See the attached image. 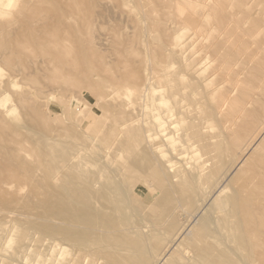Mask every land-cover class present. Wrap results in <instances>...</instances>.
Instances as JSON below:
<instances>
[{
	"label": "bare ground",
	"instance_id": "obj_1",
	"mask_svg": "<svg viewBox=\"0 0 264 264\" xmlns=\"http://www.w3.org/2000/svg\"><path fill=\"white\" fill-rule=\"evenodd\" d=\"M13 3H14V0H0V14L3 15L2 10L3 11L10 10L13 6ZM180 3L189 4V2H186L185 0H181ZM225 3H227V0H223V2H221V3L217 0H199V3H198V1L196 3H193L192 7H194L196 11L197 10L199 11V9H200L199 12L197 11V14L199 15V17H197L196 20L194 21L196 28L191 29V31L188 32L187 37L181 43V53H180L181 60H180V63L178 62V65L176 67L172 66V67H169L168 69H166V78L160 79L161 77L160 78L157 77L160 80V82L164 81L163 83L166 84V92H164V93H166V97H164V99L166 98V104L162 103L164 100L162 98V96L164 95V94H162L163 93L162 90H160L161 94L158 95V99H156L160 104V107L162 110L161 112H158L154 109V107H155L154 102L145 101V103L142 104L141 103L142 95L140 94V92L137 91L136 88H133V90L135 91V95H134V99L132 100V102H130L127 105L118 104L119 101H117V100L120 97V95L118 94V92H119L118 90H120V89L127 90V88H129V86H132L131 85L132 83H131L130 79L127 78V76H124L126 78L121 77L120 80H114L113 81V79H112V81H111L112 87H111V85L109 86V87H111V90L107 95L102 96L99 94L100 95L99 96L98 94H96L99 97L97 96L98 99H95V101L98 100L101 103L100 104L101 107H104V105H109L110 107H108V111H111L110 109L112 108L114 113H115V114H113L114 118H113V120L111 119L112 121H110V124H109L110 119L107 120L108 122L106 121V124L107 123L109 124L108 127L104 126V123L98 122L96 120V115L92 113V112H94L92 110V107H91L93 104V102H91L92 100L87 99V101L89 100L91 102V103L89 102L90 104L87 102L89 104L88 107L84 108L85 106L83 105L84 106L83 108H80V109L77 108L78 109L77 114H80V118H79V116L78 117L76 116L78 118V124L77 125L78 126L81 125L82 128L84 129V133L87 134V136H85V139H84V136H83V138H81V141H82V139L85 140L83 145L84 144L86 145V150H87V153L83 154V155H87L86 158L84 159L85 161L83 160V162H84L85 166L89 165L88 167H90V169L85 170L83 172L78 171L79 168H81L80 162L76 165L71 164L72 167H70L71 165L69 162H71L70 160H72V158H73L71 156V151H73L71 149V144L73 142H77L76 141L77 139H74L75 141L73 140L72 142L71 141L69 142L70 139L67 140V142L70 143L69 144L70 147L65 146L64 150H62V151L60 150V148H59V151H57L58 150V148H57V150H56L57 152L55 151L56 154L53 158V155L51 153L53 152L52 149L55 148V147L53 148L55 143L52 142L51 144L53 146L51 147L50 143L48 144L47 142H45L49 146L45 145V143H44L45 146H43L42 143L40 142V143H38L39 144V146H38L37 142L34 140V136L36 137V135L39 132L37 134L33 132V134H34V135L32 134L33 140L36 142L37 146L40 147L41 149L40 148H39L40 150L38 149L39 151H38V154L36 155L37 151L34 148V150L36 151L35 155L37 157L35 155H32V156H34L37 159H39L38 157H41L44 159L43 161L46 163L44 166L45 167L47 166L46 173L48 172L47 175H48V177L50 176L51 180H54V179L59 180L58 178H60V177H58V174L60 171H62L64 173L63 175L66 176V178H67L66 183L64 181L63 182L60 181L61 183L66 184L65 187L62 186V184L57 181L59 184H61L60 187H63V189H62L63 194L61 192V193H57V195L62 194V198L64 200H62L60 195H58V197L61 198L59 200H62L63 203L65 202V208H63V206H60V204H61L60 201H59L60 203L58 205L56 203L57 202L56 200H58V199L54 198L55 203L58 206H60L61 208H63V210H61L60 207H59V211L57 209V211L55 213H54L55 210L54 211H50V209L48 210L50 212V214H51V212L54 213L52 218L55 217L57 219V222L53 221V223L56 222L57 224L55 225L52 223L53 225H51L50 223L49 224L47 223V225L46 224L42 225V223H43V220H42L41 224L38 223V226L34 227L36 231L33 229V231H35V233L38 232L39 235L42 236V240H41L42 243H44V241L46 239H47V241H49V245H48L49 248L48 249L45 248L46 251H48V253L53 254V252L57 253L56 251H58L62 254V256H63V254L65 256V254H66L65 251L67 252V250H68L67 246H70V247L74 248V250L75 249L79 250V251H76L77 253L75 252V254L73 255L75 257V255L77 254V258H74V260L72 261L73 262L72 264H74V262H76V264H79L78 260L81 257V254L85 255L84 259H82L81 264H92V262L95 261V259H97V261L99 262L100 257L103 258L102 256H104V255H107V263H102V264H148L149 261H151V258L153 259V257H151L152 252L154 251L153 256H155V252L158 250V248L154 249V248H156L155 245H160L157 243H155L153 245L152 243H153V241L157 242L156 239L160 240L158 236H160L161 233L163 234V232L158 233L159 228L155 229V227H157L155 224H157V223H155L154 221H151L149 218H147L146 217L147 215L145 214V212L146 211L148 212L155 207L154 204H156L155 202L158 199L157 198L156 201H153L155 199L156 194H158V193H156L155 190L162 189L163 190L162 195L164 194L163 195L164 197L167 196L168 200L172 196L171 199H173L175 197L178 200L181 199L183 204H184V202H186V203L189 202L190 204L193 203V205H194V203H197V202L200 203V201L202 203V201L203 202H204V200L206 201V199L209 198L210 196L212 197V194H214V193L216 194L215 197L213 196L214 199L212 200V202L205 209L206 213H207V214H205L206 216L203 215L204 217L202 216L203 218L201 219V222L198 221L196 223V225L193 226V229L191 228L194 235L190 239V245H191V248H193L196 252L194 253V251H192V253H194L193 256L191 255L192 257L186 258L187 259L186 261H185V257H184L183 264H264V137L261 136V134L264 133V131L261 134H258L260 132L259 131L257 133L258 136L256 134L252 138V140L249 142V145L250 144L252 145V143L254 144L258 138L263 137V138H260L258 143L256 142L257 144L255 145V148H254V150L257 151L256 154L258 152H261V154L258 153L260 155L261 161L259 159H257L258 160V164L256 165L257 167L255 169H253V167L251 169L248 168L247 171L249 173V176L247 178H245L244 183L242 185L237 186V187L232 186L230 193H225V191H224L226 188V187H224L225 185L223 186L224 188H221V182L224 179V176L222 175V173L220 174V167L218 165V162L220 160H222L221 159L222 155L228 154L232 150H235V148L242 143L243 139L248 136V134L250 133L252 128L257 123H259V121L264 117V58H262V55L258 56L254 52V55H257L258 57L254 56L255 59H253L254 57H250V56H249L250 58L245 57L244 59H246V58L247 59L249 58V59L247 60L246 65L244 66V69L241 72H238L239 69H234V70H238L236 72L233 71L234 65H236V64L239 65L238 59L241 58L240 56L242 54H244L245 50L247 49V46H248L247 43H248L249 38L248 39L246 38V35H248L247 33L246 34L242 33V31L240 30V28H239V25H241L240 20H239V22L236 20L235 21L230 20L228 18V12L218 9L217 5L221 9L225 8V5H226ZM251 4H252V2H251ZM238 5L239 6L244 5L242 0L238 1ZM250 5H248V6H250ZM166 9H167V7H166ZM168 9L170 10V7ZM202 10H205V11L202 12ZM82 19H84V18H82ZM232 22L234 23L233 26L231 24ZM0 24H2V23H0ZM225 24H226L225 30L219 32V30H218L219 27L221 25L224 26ZM230 24H231V26H230ZM259 24H260V22H259ZM79 25H80V22H79ZM85 25H87V24H85ZM257 25H258V22H254V23H252L251 28H254L253 30H255V27H257ZM262 25H263V23H262ZM51 28H53V26ZM81 28L79 27V29H77V30L81 31ZM84 28H86V27H84ZM258 28H259V26H258ZM1 29H0V36L2 33ZM55 29L56 28L54 27L52 30L55 31ZM57 30L59 31V29H57ZM77 30H76V32H77ZM250 30H252V29H250ZM256 30L258 31L257 28H256ZM42 31L44 33H46V31H44V30H42ZM61 31L63 32L64 29H62V30L60 29V31H59L60 35H59L57 33V31L49 34V32H52V31L47 30L49 37L51 34H53V36L51 39L48 40V38H49L48 34H47V37L45 34V37L48 40V41L46 40L48 42V43L46 42L47 43L46 45L45 44L43 45V43H45L44 41L42 43H40L38 41L41 44V52L39 53V56L42 55L41 56L42 61H41V59H39L40 61H38V62H41V63H38L39 65L37 64V66L34 64L35 65V71L36 72H39V71L43 72L44 75L41 74L44 77L43 79H47V80L51 79L50 80L51 82H52L53 77L57 76L58 74H60L62 72V69H64V70H63L61 75L66 74V77H67V75H72V76L74 75V78L71 77V78H73L72 80L74 82L76 80L75 79L76 76H77L76 78H81V80H83L84 77H80V76L85 75V78H84V80H85L87 73H85L83 71V70H85L83 68L86 66H89L90 68L93 69L92 71H95L98 66L100 67V65H99L100 63H98L97 64L98 66H95V67H92L91 63H94V65H96L95 62L97 63L98 61L102 60V58L99 59V56L97 58H95V57L93 58V56L97 55L98 53L96 54L93 51L95 53L94 54L92 52V50H93L92 48H91L92 50L89 48L90 49L89 51H91V56H89L90 58L87 57L88 53L86 54V50H88L87 48L90 44L89 43L90 41H89V39H86L85 37L84 38L80 37L78 39L79 40V43H78L79 44V46H78L79 50L77 52L74 51V52H76V54L78 53L75 56L73 55L74 52L72 54L71 50L73 51L74 48H75L74 50H77L76 49V46H77L76 41H75V44H73L75 46L72 49L70 47L71 45H68L66 43L62 44L64 40H62V42H61V40L58 41L59 39L56 41V42H61V44L53 43L56 40L55 39L56 36H55V38H53L54 35L58 34L59 37L58 36L57 37L61 38L60 37V36H62ZM65 31L67 32V30H65ZM69 31L70 30H68V32ZM5 32L7 33V29H5V31L3 32L4 36H6ZM34 32L38 33L39 30L35 31V29H34ZM43 32H39V36H36V37H40V33L42 35ZM66 32H64V33H66ZM71 32H72V30H71ZM71 32L68 33V35H70ZM244 32H246V31H244ZM54 33H57V34H54ZM83 33H84L83 36H85L84 31H83ZM116 35H118V34L116 33ZM261 35L264 36V34H261ZM23 36H26V35H24V33H23ZM64 36H65V34H64ZM34 37H33V39H35ZM71 37H70V40L73 38V37L72 38ZM87 37H89V36H87ZM23 38L24 37H22V39ZM41 38H42V36L40 37V39ZM67 38H68V36H67ZM260 38L262 41H264V37H263V39H262V36ZM8 39L5 42V41H2L0 38V55L3 56V58H4L3 52H5L8 48H12V47H13L12 49L16 50V48H14V47L20 42V40L16 41V42H14V41L7 42ZM26 39L28 40V37L25 38L24 41L23 40H21V41L25 42ZM52 39H53V42H50V43L51 44L53 43L54 46H52L49 43V41L50 40L52 41ZM113 39H115V38H113ZM12 40H16V38L15 39L12 38ZM42 40H43V38L41 39V41ZM72 40H75V38H73ZM23 42H22V45H23ZM38 42H36V43H38ZM68 42H70V41H68ZM70 43L72 44V43H74V41L70 42ZM123 43L126 44V42H124V41H123ZM48 44H50L52 48H50V46H48ZM24 45H25V43H24ZM30 45H29V47H30ZM66 45H68L69 47H67ZM73 45H72V47H73ZM90 45H93L92 42ZM99 45H101V44H99ZM32 46L34 47L35 45H32ZM36 47H37V45H36ZM38 47L40 48V46H38ZM25 48L29 49L28 47H25ZM31 49L33 50V48H31ZM94 50H95V48H94ZM39 51H40V49L38 50V52ZM147 51H149V50H147ZM32 53L35 55L34 51H32ZM32 53L30 51L31 56H29L28 59L30 60V57H31V59H33V61H34V59H36V58L35 57L32 58ZM246 53H247V55H250L248 52H246ZM246 53H245V56H246ZM170 54L171 53H169V55ZM172 55L174 56V54H172ZM36 56H38V55H36ZM121 56L122 55H120V57ZM173 56H170L169 58L173 59ZM242 56H244V55H242ZM91 57L95 60L97 59L98 61L97 60L95 62L90 61L89 59H91ZM5 59L7 60V62ZM120 59H122V58H120ZM241 59H240V61H241ZM3 60H5V63L7 64L6 67L8 65H14L15 64L14 62H12L13 64L12 63L10 64L9 63L10 61H9V59H7V57L4 58ZM176 60H178V59L176 58ZM33 61H31V63H33ZM104 61H105V59H104ZM122 62H123V60H122ZM19 63H20V61H19ZM242 63L243 62H241V67H242ZM102 64H104V63H102ZM102 64H101V66H102ZM124 64H126V62ZM24 65H27L26 62ZM32 66H33V64H32ZM9 67H8V69H9ZM14 67L15 66H13V68ZM99 67L97 70L101 71L102 68H99ZM116 67H118V66H116ZM116 67H115V69H116ZM120 67H119V69H117V71L121 70ZM31 69H33V68H31ZM106 69H104V71ZM25 70H27V69H25ZM9 71H13V70L10 69ZM96 72H95L96 75H99V73H98L99 71H96ZM105 72H107V71H105ZM26 74L24 73L25 76L24 75L23 76L25 78L27 76V79H28V77L31 79V77L34 75L31 72H30V74L29 73H26ZM103 74H105V73H103ZM121 74H123V73H121ZM242 74H244L243 77H242ZM20 75L22 76V73H20ZM23 76L21 78H23ZM35 76L38 77V74H35L31 80L30 79H28L29 81L26 80V82L30 83V81H31V83L33 84L32 85L33 91L36 92L35 94H37L38 97L40 96L39 97V99H40L44 95L43 94L44 90L42 89V86H45V83H44V85L43 84L41 85V83L39 82L40 78L37 79V78H35ZM87 76H88V74H87ZM133 76H134V73H133L132 78H131L132 80H134ZM103 77H102V74H100L99 82L103 81ZM141 77H143V76H141ZM152 77H153V75H152ZM16 78H17L16 75L11 74L7 81L4 80V81H6L5 86L7 85L8 88H9V86H17L18 84L16 83ZM25 78H24V80H25ZM64 78L65 77H63V78L61 77L58 79L64 80ZM136 78H137V75H136ZM136 78H135V80H136ZM56 79H57V77H56ZM156 79L154 81H156ZM226 79H229L230 83L227 84L228 86H226V84H225L224 87H221V84L224 81H227ZM86 80H88V79H86ZM73 81H71V82L68 81V82L71 84ZM142 81H143V79H142ZM41 82H43V81H41ZM74 82H73V84L77 83V81L75 83ZM84 82L86 83L88 81H84ZM104 82H106V81H104ZM136 82H134V84ZM31 83L29 85H31ZM69 83H68V85L73 87V84L70 85ZM80 83H77L80 86V87H78V89L82 88ZM85 83H83V84H85ZM156 83H155V85H156ZM63 84H64V82H63ZM139 84H141V83H139ZM51 86L52 85L50 84V87ZM58 86H56V87H58ZM85 86H86V84H85ZM87 86H89V84H87ZM164 86H163V88H165ZM67 87L65 86L64 88H67ZM75 87H77V86H75ZM90 87H92V86H90ZM18 88L19 87L17 86V88H14V89H18ZM61 88H63V87H61ZM64 88L61 91L62 93H58V94H62L64 96L66 93L65 91H67V89H64ZM159 88H160V86H159ZM47 89H49V88H47ZM82 89L85 90V87L83 86ZM6 90L7 89L0 91V109L3 108L4 106H6V103H7L6 102L7 97L5 95ZM50 90H52V89H49V91ZM78 91H74V92H76V94H77ZM70 92H71V90H70ZM80 92H81V90H80ZM85 92H86V90H85ZM7 93H9V91H7ZM200 93L205 94L207 96V98H208V95L213 96V99H211V101H209L208 104H206L204 109L203 108L200 109L197 105V102H198L197 95ZM81 94L82 93H80L79 95L82 97ZM86 94L88 96V93H86ZM19 95H20V98L18 100H20L21 103L24 102L26 104V101L28 103V95H30V94H28V92L24 91L23 93L21 92V94H19ZM32 95H34V94H32ZM72 95H73V93H72ZM121 95H123V93ZM8 96H9V94H8ZM47 96H49V94H47ZM91 96H94V95L91 94L90 97ZM127 97H128V93H127ZM64 98H65V96H64ZM80 100H81V98H80ZM82 100H85V99H83V97H82ZM71 101L75 102L76 100L74 101V99H72V97H71L69 100L64 102L61 99V103H63V105H65L66 103L68 105V103ZM32 102H34V101L32 100ZM24 103L22 105H24ZM61 103L58 102V104H60V105H61ZM83 103L85 105H87L86 102H83ZM95 103H97V101ZM34 105H35V103H34ZM8 106L11 107L10 105H8ZM8 106H7V108H8ZM32 106L29 105V107L26 108V110L27 109L29 110L28 112L30 114V117H31V110L30 109L32 108ZM24 107H25V105H24ZM43 107H45V106H43ZM67 107L68 106H66V108ZM33 108H34V110L32 109V111H33L32 115L34 116V119L31 118L32 122H33L32 124H34V123L38 124L39 122L40 123L43 122L44 121V119H43L44 110H42L43 111L42 114L39 113L40 114V116H39V114H38L39 111L38 112L36 111L37 109L39 110V107H37V109H36L34 106ZM2 110H4V109H2ZM10 110H11V112L14 111V109H12V108ZM113 111H112V113H113ZM34 112H36L35 115H34ZM110 116H112V115H110ZM56 117H57V115H56ZM77 118H75V120ZM31 119L29 118L30 122H31ZM34 120H35V122H34ZM66 120H68V119H66ZM208 120L213 123L212 127L215 128L213 131L212 130L209 131L210 127H208L206 125V121H208ZM4 121H5V119H4ZM7 123L8 122H3L1 117H0V130H1L0 132H1V134H2V129L4 128V124H7ZM37 124H36V127L38 126ZM57 124H58V122H57ZM71 125L69 126V128L70 127L72 128L74 126V125L73 126H71ZM27 126H29V128L31 129L30 125H27ZM47 126H48V124H47ZM60 126H62V125H60ZM54 127L56 128V125ZM71 128L69 130H71ZM73 128L74 129H72V131L76 132L77 128L75 126ZM78 128H80V126ZM51 129H53V128H51ZM31 130H33V128ZM80 130H81L80 132L83 131L82 129H80ZM261 130H262V128H261ZM72 131H70V133ZM5 132H7V131L5 130ZM5 132H3V134ZM19 132L17 131L18 134H19ZM53 133H55V132H53ZM1 134H0V137H1ZM11 134H13V133H11ZM15 134H16V130H15ZM20 134H21V132H20ZM72 135H67V136H72ZM5 136H7V134ZM44 136H40V139H42ZM67 136H66V138H67ZM21 137H22V134H21ZM23 137H25V136L23 135ZM73 137L77 138V136H73ZM1 138H3V137H1ZM5 138H7V137H5ZM8 138H9L8 140L10 142L12 139H14V141L16 142V140H15L16 138H12L9 136H8ZM10 138H11V140H10ZM59 138H60V135H59ZM3 139H2V141H3ZM26 139H28V138H26ZM4 140L6 141V139H4ZM8 140H7V143L9 142ZM19 140H21V139L19 138ZM29 140H30V138H29ZM43 140H47V138L46 139L43 138ZM43 140H42V142H44ZM48 140H49V138H48ZM14 141L12 142V144L9 142V144L11 145V147H10L11 149H13L12 146H14V145L16 147V144L18 143V142L15 143ZM58 141H59V139H58ZM79 141L80 140H78V142ZM67 142L65 145H68ZM13 143H14V145H13ZM27 143L30 144L29 142H27ZM77 143H76V145H77ZM79 143L81 144V142H79ZM18 144L19 145H17V147H19V148L21 147L23 149L24 147H26V146L22 147L23 146L22 143H18ZM142 144L144 145L142 152H144V150H146V151L149 150L148 154H149V152L156 153L157 154L156 156L159 157V160H157V161H160L159 164L162 161L163 164L166 165V170L162 168L163 166L160 167L159 164H158V166H153L154 162H149L148 166H146L147 168L145 169L147 171V173H145V170H144V172H143L144 175L139 176L137 172L141 173L140 172L141 170L138 167H137L138 169L136 170V168L134 167L135 162L133 163L134 165L132 163H131V165L127 164L128 166H123V165L118 166L117 163H116V165L118 167L115 165V161H118L117 158L119 156H121L119 158L120 160H121L123 154L125 156H126V154H128V155L130 154L132 156L133 154H131V153L135 152L137 150V148ZM31 145H34V144H31ZM143 145H142V147H143ZM41 146H43V147H41ZM56 147H57V145H56ZM60 147L63 148L62 145H60ZM0 148H4V147L1 146ZM8 148H9V145H8ZM10 148L8 150H6V149L5 150L8 152L10 150V152H14V154H15V151L17 149H15V151H11ZM29 148H31V147H29ZM31 149H30V151L28 149L27 150L29 152H31ZM96 149L98 152H96ZM140 149H138V150H140ZM34 150H32V151H34ZM17 151H19V150H17ZM22 151L21 152L19 151V152L21 153V155H23V153H24V158H26L25 157V156H27V155H25L26 153L22 152ZM24 151H26V150H24ZM74 151L72 152L73 155H75V153H76ZM80 151L82 153L83 150L81 149ZM84 152H86V151H84ZM0 153H2V152H0ZM96 153H98V156L99 155L100 156H99V159L95 161V160H93V155L94 154L97 155ZM154 153H153V155H154ZM2 154L4 156L5 153H2ZM16 154H17V152H16ZM27 154H28V152H27ZM32 154H34V153H32ZM141 154H142L141 152H140V154L138 153L139 156ZM256 154H255V157H259L258 155L256 156ZM1 155H0V158L2 157ZM9 155H10V157H12L11 153ZM21 155L18 154L16 156L15 155H13V156L15 157V159L18 156V159H19L20 157H23ZM138 155H136L135 157H137ZM28 156H30V155L28 154ZM98 156L96 158H98ZM131 156H126V157L129 159L131 158L134 161V158H132ZM7 157H8V155H7ZM55 157H57V158H55ZM149 157H152V156H149ZM153 157H155V155ZM12 158L9 159L10 163H11V160H13ZM74 158H76V157H74ZM127 158H126V160L124 158V162L128 160ZM253 158H251V160ZM139 159L140 158H138V160ZM39 160H41V159H39ZM173 160H177V163L173 162ZM225 160H226V158H225ZM0 161L2 162L3 159ZM26 161L29 164V161L28 160H26ZM147 161H149V160H146V162H144V160H143V163H145L147 165ZM124 162L122 161V163L120 162V164H123ZM138 162H140V161H138ZM141 162H142V160H141ZM247 162H248L247 159L243 160L241 162V165H240L241 169H239V170L244 171V169L247 167V165H249V163L247 164ZM10 163H9V165H10ZM24 163H26V162H24ZM24 163H23V167H24ZM71 163H75V162H71ZM126 163H128V162H126ZM177 164H180L179 167H176ZM250 164H254V163L250 162ZM106 165L107 166H109V165L115 166L114 167L115 168L114 174H113V172L109 173V174L106 173V169H105ZM12 166L14 167V165H12ZM12 166H10V167H12ZM19 166H21V165H19ZM138 166H139V164H138ZM0 168H1L0 172H2L6 178L13 177L12 178L13 181L16 179H19L20 173L15 175L16 177L18 176V178H15V176L12 175L10 171H7V169L3 168L2 166H0ZM39 168H41V164H40ZM70 168L72 170H74V172L77 171L78 173L75 172L74 174L73 173L68 174V173L72 172V170H70V172H67ZM23 169L24 168H22V170ZM65 170H67V171H65ZM142 170H143V168H142ZM16 171H17V169H16ZM18 172H20V170H18ZM43 173H44V171H43ZM35 175H38V174H35ZM31 176H32V174H31ZM31 176L29 178H32ZM12 179H10V180H12ZM49 180L47 179V181H49ZM152 181H154V185L150 184V183H152ZM49 182H51V181H49ZM4 184H6V183H4ZM19 185H21V184L19 183ZM22 185H23V183H22ZM43 186L46 187V185H43ZM56 186H58V185H56ZM46 188H48V187H46ZM55 188L57 189V187H55ZM50 189L51 188H49V190ZM54 192L52 194L56 195ZM57 195H56V197H57ZM53 197H55V196H52V198ZM164 199H166V198H164ZM171 199H170V201H171ZM47 200H49V198H47ZM54 200H53V202H54ZM168 200L166 202L170 203V201H168ZM178 200H176V201H178ZM158 201H159V199H158ZM163 201H165V200H163ZM63 203L61 205H63ZM171 203H174V202H171ZM159 204H161V203H159ZM190 204H188V206L192 207V206H190ZM52 205H54V204H51V206ZM175 205H177V204H175ZM160 206L161 205H159V207ZM159 207L156 206V209ZM180 208L181 207H179V209ZM177 209H178V207H177ZM181 209H180V211L183 210V209L182 210ZM187 209L188 208H186L185 211H188ZM196 209H194V210H196ZM161 211L163 212V208H162V210H160V213H161ZM175 211H177V210H175ZM154 212L156 213L157 211H154ZM169 212H171L170 215L173 217L174 211L172 210ZM44 213H45V211H44ZM149 213H148V215H149ZM151 213H153V212H151ZM160 213H158V214H160ZM199 213H201V212H199ZM183 214H185V213H183ZM160 216L162 217V215H158V217H159L158 219H160ZM188 216H189V214H188ZM152 218H154V217L151 216V219ZM162 218L160 219V221L162 220ZM173 218L175 219V217H173ZM47 219H48V217L44 218L45 223L47 222L46 221ZM158 219H156L155 221H158ZM180 219L182 220V218H180ZM38 220L40 221V219H38ZM53 220H54V218H53ZM197 220H199V219H197ZM32 221H31V223H33ZM179 221H177V222H179ZM166 222H163V223H166ZM168 222H170L169 219H168ZM35 224H37V223H35ZM35 224L33 226H35ZM39 224L41 226H39ZM160 224H161V222H160ZM160 224L158 223V225H160ZM6 227H8V226H6ZM163 227L166 228V226H163ZM172 227H173V225H172ZM145 228L148 230L145 231L144 230ZM165 228L163 230L161 228L160 230L164 231V232H167L169 230V231H171L170 233L168 231V233L170 235H173L175 233L174 232L175 228H174V231H172L173 229H171V230L166 229L167 231H165ZM156 231H157V233H156ZM38 233H36L35 235H38ZM171 233H173V234H171ZM157 234H158V236H157ZM169 234H168V236H170ZM217 234L224 237V238L222 240L221 239L217 240L214 237V235L218 236ZM162 236L163 235H161L160 237H162ZM168 236H166V237H168ZM0 238H2V237H0ZM185 238H187V237H185ZM228 238H231V239H228ZM187 240H188V238H187ZM23 241H24V239H23ZM209 241H212V242L210 243ZM228 241L230 244H232L231 242L234 241L233 246H230V244H228ZM20 245H21V243H20ZM20 245H19V248L21 249L22 245L21 246ZM42 245L44 246V244H42ZM151 245L154 246V248L151 247ZM161 245L163 246V243ZM176 247L177 246H175V248ZM186 247H187V244H186ZM166 250H168V249H166ZM81 251H84V252L86 251V253H83V252L81 253ZM171 251H174V250H171ZM186 251H188L187 253H189L190 250H186ZM158 253L156 255H158ZM50 254H49V256H50ZM170 254L171 253H169V257H170ZM175 254L179 255V253L177 254V252ZM172 255H174V254H172ZM181 255H179L181 257V259L179 256H175V257H178L179 260H181V262H182L183 259H182ZM96 256L97 257L99 256V257L95 258ZM63 257H61V258H63ZM60 261H61V259H60ZM77 261H78V263H77ZM169 261L171 262V259L170 260L168 259V262ZM101 262L102 261L100 260L99 263L101 264ZM151 262H150V264H151ZM177 263L178 262H176L175 264H177ZM68 264H71V263L69 262Z\"/></svg>",
	"mask_w": 264,
	"mask_h": 264
},
{
	"label": "rangeland",
	"instance_id": "obj_2",
	"mask_svg": "<svg viewBox=\"0 0 264 264\" xmlns=\"http://www.w3.org/2000/svg\"><path fill=\"white\" fill-rule=\"evenodd\" d=\"M179 1L181 2V0H43V1L42 0H28V1L27 0H14L13 6L10 10H7V11L2 10L3 15L0 14V23H2V24H0V29L3 27L1 29L2 30V33L0 36L1 40L6 42V40L9 38L7 42H9V41L16 42L19 40H20V42L14 47V48H16V50L12 49L13 48L12 47V48H8L9 50L7 49L5 52H3L4 58L7 57V59H9V61H10L9 62L10 64L12 62H14L16 65L15 64L14 65H8L6 67V65H7L5 63L6 59L3 60L4 59L3 56L0 55L1 56L0 57V61H1L0 62V70H1L0 71V91L5 90V89H7L6 93H7V91H9V93H7V94L5 93L6 97L8 98V99L6 98V100H7L6 106H4L3 108L0 109V112H1L0 117H1L2 121L9 123V124L8 123L4 124V128L2 129V134H3V132H5V130L7 131L3 134L4 136L0 132L1 137L6 139V141H5L3 138L0 137L1 138L0 139V147L1 146L4 147V148H0V152L5 153L4 156L2 153H0V155L2 154L1 155L2 157L0 158V160L3 159V161H2L3 163L0 161V166L7 169V171H10L11 174L14 176L19 174V173L20 174H19V179L14 180L15 181L14 182L12 179L13 177L6 178L3 175V173L0 172V178H1L0 179L1 180L0 181V227H1L0 228V237H2V238H0V264H68L69 262L72 264L73 263L72 261L74 260V258H77V254L75 255V257L73 255L75 254L76 251H79V250L78 249L74 250V248H72L70 246H67L68 250H67V252L65 251V253H66L65 256L63 254L64 257L58 251H56L57 253L53 252V254L48 253V251H46L45 248H47V249L49 248V246H48L49 241H47V239H46L44 241V243H42L41 242L42 236L39 235L38 232H36V233H38V235H35L36 230L34 227L38 226V223L41 224L42 220H43L42 225L43 224L47 225V223L48 224L50 223L51 225L57 224L56 223L57 219L55 217H53L54 218V220H53L52 216L57 211V209L59 211L60 206H63V208H65V202L63 203V201H62V200H64L62 198L63 187H60V185L62 184V186L65 187V185H66L65 183H66L67 178H66V176L63 175L64 173L62 171H60L61 173L59 172V174H58V177H60V178H58L59 180H55V179L51 180L50 176L48 177V175H47L48 172L46 173L47 166L46 167L44 166L46 164L43 161L44 159L41 157H38L39 159L42 160L41 161L32 155H35L36 151H37L36 152V155H37L38 151L41 149L40 147H38L39 146L38 143L41 142L43 146H45V145L49 146L48 144L50 143V145L52 147L53 145L51 143L53 142V143H55L53 148L54 147L55 148L52 149L53 152L51 154L53 155V158H54L56 152L59 151V148L62 151V150H64L65 146L66 147L69 146L70 141L72 142L74 139H77L76 141L78 142V140H80L79 142H81V144L79 142L78 143L73 142L71 144V149L73 151L75 150L74 152H76V153H75V155H73V153H72L73 151H71V156L73 158L70 161L75 162V163H71V162H69V163H70V165L71 164L76 165L80 162L81 168H79V170H78L80 172H83L85 170L90 169V167H88L89 165H86L88 167L87 168L83 162V160L87 156V155H83V154L87 153V150H86V145L85 144L83 145L85 140L82 139V141H81V138H83V136H84V139H85V136H87V134L84 133V129L82 128L81 125H79L80 128H78L79 126L77 125L78 124V118L77 117L79 116V118H80V114H77V110L80 108H83L84 106H85L84 108H86V107H88V105L91 102H93L91 107H92V110L94 111L92 113L96 115V120L98 122L104 123V126L108 127V125L110 124V121L113 120V118H114L113 114H115V113H114L112 108L110 109L111 111H108V107H110L109 105H104V107H101V105H100L101 103L98 100H96L97 103H95L96 102L95 99H98V97L100 95L104 96L110 92L111 87H112V85H111L112 79H113V81L114 80H120L121 77L126 78L124 76H127V78L130 79V81L132 83L131 84L132 86H129V88H127V90H125V89L118 90L119 91L118 94L120 95L119 99L117 100V101H119L118 104L127 105L130 102H132V100L134 99V95H135V91L133 90V88H136L137 91L140 92V94L142 95V99H141L142 104L145 103V101L154 102L155 103L154 109L158 112L162 111L160 104L156 99H158V95L161 94L160 90H162V92H163L162 94H164L162 96V98L164 99V97H166V93H164V92H166V84H164L163 83L164 81H162V80H161L162 82H160V80L157 77H159V78L161 77L160 79L166 78V69H168L169 67H172V66L176 67L178 65V62L180 63V60H181V56H180L181 43L187 37L188 32L191 31V29L196 28L194 21L196 20L197 17H199V15L197 14L198 10L196 11L195 8L192 7L193 3H196L197 1L199 3V0H185L186 2H189V4H182ZM217 1H219L220 3L223 2V0H217ZM238 1H240V0H227V3H225L226 4L225 8H223V9H221L217 5L219 10H224V11L228 12V18L230 20H234V21L236 20L238 22L240 20L241 21L240 22L241 25H239L240 30L242 31V33H245V34L247 33L249 35V36L246 35V38L247 39L249 38L248 43H247V45H248L247 49L248 50L246 49L244 54H242L244 56H242V55L240 56L242 59L241 58L238 59L240 62V63L238 62L239 65H237V64L234 65V67H233L234 72L238 71V70H234V69H239L238 72H241L244 69L246 62L250 57H254V56L256 57L257 55L258 56L262 55V58H264V41H262L260 38L261 36H262V39L264 37L263 35H261V34H264V0H252V1L251 0H242V2L244 4L243 6H239ZM251 2H252V4H251ZM248 5H250L251 7ZM166 7H167V9L170 7V10L169 9L167 10ZM199 11H200V9H199ZM203 11H205V10H202V12ZM82 18H84V19H82ZM253 21L258 22L257 27H255V30H253L254 28H251L252 23H254ZM79 22H80V25H79ZM233 22L231 23L232 26L234 24ZM259 22L261 25L259 24ZM262 23H263V25H262ZM85 24H87V25H85ZM231 24H230V26H231ZM52 26H53V28L54 27L56 28L55 31H57L58 34L60 33L59 32L60 29L61 30L64 29L63 32L61 31L63 33V34L61 33V35L63 37L60 36L62 39L58 38L60 34L58 35L57 33H54V34H57V35H54V37H53V38H55V36H56V38H55L56 40L53 42V39H52V41L50 40L49 43L53 42V43L61 44L62 40H64L62 44L66 43L68 45H71L70 47L72 49V48H74L75 45H73V44H75V41H76V43H77L76 49L77 50H74L75 48L73 49V51L71 50V52L73 54L74 51L77 52L79 50V48H78L79 40L78 39L80 37H83V38L85 37L86 39H89L90 44H91V42L93 44V45L89 44V46L87 48L88 50H86V54L88 53L87 57L91 56V51H89V50L92 48L93 49V50L91 49L92 52L94 51L96 54L97 53L99 54V55L97 54L94 56L92 55L93 58L94 57L97 58L99 56V59L102 58L103 61L105 59L104 62L102 60L98 61L96 59L98 61L97 63L95 62L96 60L93 59L92 57H91V59H89L90 61H93L96 64V65H94V63H91L92 67L98 66L97 64L100 63L99 64L100 67L99 66L98 67L102 68V69H101V71L97 70L98 69V67H97L95 71H92L93 69L90 68L89 66L84 67L83 69H85V70H83V71L88 74V76L86 74V79H88V80H86V79L84 80L85 75H83V74H82L83 76H80V77H84L83 80H81V78H76L77 76L75 77V79H76V80L74 79L75 82L76 81H77V83L81 82L80 85L82 86V88H83V86L85 87L86 92L82 88L78 89V87H80V86L72 80L74 78V75L73 76L67 75V77H66V74L61 75L64 69H62V72L60 74H58L57 76L52 78V82L50 81L51 79L50 80L43 79L44 78L43 72L39 71L40 72L39 73V72L35 71V65L37 66L38 63H41V62H38V61H40L39 59H41V56H42V55L39 56V53L41 52V44L40 43H42L44 41L45 43H43V45L44 44L46 45L48 43L47 41L52 38L53 34H51L49 37L50 33L55 32L54 30H52L53 29V28H51ZM258 26H259V28H258ZM79 27L80 28L82 27L81 31L77 30V29H79ZM84 27H86V28H84ZM225 27H226V24L224 26L221 25L218 29L219 32L224 31ZM4 28L7 29V33L5 32L6 36H4V33H3L5 31ZM256 28L258 29V31L256 30ZM34 29H35V31L39 30V32H43L42 30L46 31V33L43 32L44 35L43 34L41 35V33H40V37L42 36V38H43L42 41H41L42 38L40 39V37H36V36H39V32L38 33L34 32ZM57 29H59V31ZM250 29H252V30H250ZM47 30L52 31V32H49V34H48ZM65 30H67V32H68V30H70L68 33H70L72 30L73 33L71 32V34L68 35V33ZM76 30H77V32H76ZM82 30L85 32V36H83L84 33ZM244 31H246V32H244ZM64 32H66V33H64ZM23 33L26 36L28 35L27 36L28 40L26 39L27 42L26 41L23 42L24 39L27 38L26 36H23ZM116 33L118 35H116ZM45 34H46V37L48 34V37H49L48 40L45 37ZM64 34L66 37L64 36ZM67 36H68V38H67ZM71 36L73 38H75V40H72L73 38ZM87 36H89V37H87ZM22 37H24V38L22 39ZM33 37L35 39H33ZM70 37L72 38L71 39L72 41L70 40ZM112 37L115 39H113ZM12 38L13 39L16 38V40H12ZM21 40H23V41H21ZM57 40L58 41L61 40V42H56ZM68 41H70V42L74 41V43L71 44ZM123 41L126 42V44H124ZM22 42H23V45H22ZM36 42H38V43H36ZM24 43H25V45H24ZM53 43L52 44L50 43V44L52 46H54ZM50 44H48V46H50V48H52ZM99 44H101V45H99ZM29 45L31 48H33V50L29 47ZM32 45H35V46L33 47ZM36 45H37V47H36ZM68 45H66V46L69 47ZM72 45H73V47H72ZM38 46H40V48ZM25 47H28L30 50L26 49ZM38 48L40 49L39 52H38V50H39ZM94 48H95V50H94ZM147 50H149V51H147ZM30 51H31V53H32V51H34V53H35V55L32 53V58L33 57L36 58V59H34V61H33V59H31V57H30V60L28 59L29 56H31ZM76 52H74V54H73L74 56L78 54V53L76 54ZM246 52H248L250 55H247ZM254 52L257 55H254ZM169 53H171V54L169 55ZM245 53H246V56H245ZM172 54H174V56ZM36 55H38V56H36ZM120 55H122V56L120 57ZM170 56H173V59L169 58ZM119 57L122 59H120ZM245 57H249V58L244 59ZM255 57L253 59H255ZM176 58L178 60H176ZM240 59H241V61H240ZM122 60H123V62H122ZM19 61H20V63H19ZM31 61H33V63H31ZM41 61H42V59H41ZM6 62H7V60H6ZM25 62L27 65H24ZM125 62H126V64H124ZM241 62H243L242 63L243 68L241 67ZM102 63H104L105 65ZM32 64H33V66H32ZM101 64L104 68L101 66ZM13 66H15V67L13 68ZM116 66H118V67H116ZM8 67H9V69H8ZM115 67H116V69H115ZM119 67L122 71L121 70L117 71V69H119ZM31 68H33V69H31ZM10 69H12L13 71H9ZM25 69H27V70H25ZM104 69H106L105 71H107V72H105ZM96 71H99L98 72L99 75H96V73H97ZM23 72L25 74L26 73L30 74V72L34 75L38 74V77L35 76V78H37V79L40 78L39 82L41 83V85L42 84L44 85V83H45V86H42V89L44 90V91L42 90L43 94H44V95L42 94L43 97H41L39 99L40 96L38 97L37 94H35L36 92L33 91V88H32L33 84L31 83V81H30L31 85H29L30 83L26 82V80H28L30 78L28 77V79H27V76L25 78L24 77L25 75ZM120 72L123 74H121ZM20 73H22V76L24 75L23 78H21L22 76L20 75ZM103 73H105V74H103ZM133 73H134V76H133L134 80L131 79ZM11 74L17 76L16 83L18 84L17 85L19 87L18 89H14V88H17V86H9V88L7 85L5 86L6 81L9 79V76ZM41 74H43V75H41ZM100 74H102V77L104 76L102 82H99ZM136 75H137L138 79L136 78ZM152 75H153V77H152ZM243 75L244 74H242V77H243ZM33 76L31 77V79L33 78ZM60 76L62 78L65 77L64 80L58 79V78H61ZM141 76H143V77H141ZM56 77H57V79H56ZM71 77H73V78H71ZM24 78H25V80H24ZM135 78H136V80H135ZM142 79H143V81H142ZM155 79H156V81H154ZM4 80H6V81H4ZM40 80L43 82H41ZM44 80L45 81L47 80V81L45 82ZM226 80L227 81L223 80L224 82L221 84V87H224L225 84H226V86H228L227 84H229L230 81H229V79H226ZM68 81L69 82L73 81L75 84H73V82L70 84ZM84 81H88V82L85 83ZM104 81H106V82H104ZM63 82H64V84H63ZM82 82L85 83L86 86ZM134 82H136V83L134 84ZM49 83L52 85L51 87H50ZM68 83L70 85L73 84V87L69 86ZM139 83H141V84H139ZM155 83H156V85H155ZM87 84H89V86H87ZM110 85H111V87H109ZM56 86H58L59 88ZM65 86L66 87L68 86V87L64 88ZM75 86H77V87H75ZM90 86H92V87H90ZM159 86H160V88H159ZM163 86L165 88H163ZM61 87H63L64 89H67V91H65L66 93L64 95L66 99L64 98V96L62 94H58V93H62L61 91L63 88H61ZM47 88L52 89V90L49 91V89H47ZM70 90L73 93V95L70 92ZM80 90H81V92H80ZM20 91L22 93L24 91H26V92H28V94H30V95H28V103H27V101H26V104L24 102L21 103V101L18 100L20 98L19 94H21ZM74 91H78L79 93L77 92V94H76V92H74ZM80 93H82L81 95H82L83 99H85V100H82V97L79 95ZM86 93H88L89 97L87 96ZM120 93L121 94L123 93V95H121ZM127 93H128V97H127ZM8 94H9V96H8ZM32 94H34V95H32ZM47 94H49V96H47ZM91 94L94 96L90 97ZM96 94H98V95L100 94V95L98 96ZM71 97H72V99H74V101L76 100L77 102L71 101L68 103V105H67V103L65 105H63V103H61V99H62V101L66 102ZM80 98H81V100H80ZM197 98H198V102H197L198 107L200 109H202V108L204 109L206 104H208V102L211 101V99H213V96L208 95V98H207V96L205 94L200 93L197 95ZM87 99H90L92 101L91 102L89 100L87 101ZM32 100L34 102H32ZM57 101L59 103H61V105L58 104ZM83 102H86V103L90 102V103L89 104L87 103V105H85ZM23 103H24L25 107H24V105H22ZM34 103H35V105H34ZM162 103L166 104V98L163 100ZM7 104L10 105L11 107H9ZM29 105H31V106L33 105L32 108L30 109L31 110V117H30V114L28 112L29 110L28 109L26 110V108L29 107ZM7 106H8V108H7ZM34 106L36 109H37V107H39V110L35 109L37 112L39 111L38 114L39 113L42 114L43 113L42 110H44V113H43L44 114V116H43L44 121L41 123L39 122L38 124L36 123L38 125L37 127H36L35 123L32 124L33 122L31 119V118L34 119V116L32 115V112H33L32 109L34 110V108H33ZM43 106H45V107H43ZM66 106H68V107L66 108ZM11 108L14 109L13 112H11V110H10ZM2 109H4V110H2ZM112 111H113V113H112ZM35 113L36 112H34V115H35ZM55 114L57 115V117ZM110 115H112V116H110ZM39 116H40V114H39ZM28 117L31 119V122H30ZM75 118H77V119L75 120ZM4 119H5V121H4ZM66 119H68V120H66ZM107 120H109V124L108 123L106 124ZM34 122H35V120H34ZM57 122H58V124H57ZM47 124H48V126H47ZM54 124L56 125V128L54 127L55 126ZM27 125H30L31 129L33 128V130H31L29 128V126H27ZM60 125H62V126H60ZM70 125L71 126L74 125L77 128L76 132L72 131V129H74L73 128L74 126L72 128L70 127L71 130H69ZM206 125L208 127H210L209 131L210 130L213 131L215 129L214 127H212L213 123L209 120L206 121ZM51 128H53V129H51ZM261 128H262V130H261ZM80 129H82L83 131L80 132L81 131ZM15 130H16V134H15ZM17 131L18 132L20 131L22 134V137H23V135L25 137L22 138L20 132H19V134H20L19 135L17 133ZM70 131H72V132L70 133ZM263 131H264V117L259 121V123H257L252 128V130L250 131L248 136L243 139L242 143L239 146H237L238 148L236 147L235 150H232L228 154L222 155V158H221L222 160H220L218 162V165L220 167V174L222 173V175L224 176V179L221 182V188L226 187L224 190L225 193H230L232 186L237 187L239 185H242L245 181V178H247L249 176V173L247 171L248 168L251 169L253 167V169H255L257 167L256 165L258 164L257 159H259L261 161L260 155H259V154H261V152H258L259 154L258 153L256 154L257 151H255L254 148H255V145L260 140V138L264 137V133H262ZM33 132L36 134L39 132L36 135V137L34 136V140L37 142L38 146H37L36 142L33 140V135H34ZM53 132H55V133H53ZM11 133H13V134H11ZM257 133L258 134L262 133L261 136H263V137L258 138L256 141L257 143L255 142L254 144L252 143V145L251 144L249 145V142L252 140V138ZM6 134H7V136H5ZM258 134H257V136H258ZM39 135L40 136L45 135L46 137L44 136L43 138H45V139L47 138V140L49 138V140L48 141L43 140L42 137H41L42 139H40ZM59 135H60V138H59ZM67 135H72V136H67ZM8 136L12 137V138H16L15 139L16 142L22 143V145H23L22 147L26 146L23 148L26 151H24L21 147L20 148L17 147V145H19L18 143L16 144V147L13 143L14 146H12V148L14 150L11 149L10 148L11 145L9 144L10 141L8 140L9 139ZM66 136H67V138H66ZM73 136H77V138L76 137L74 138ZM5 137H7V138H5ZM19 138L21 140H19ZM26 138H28V139H26ZM29 138H30V140H29ZM2 139H3V141H2ZM58 139L60 142L58 141ZM7 140L9 141L8 143H7ZM10 140H11V138H10ZM12 140L14 141V139H12ZM12 140L10 142L11 144L13 142ZM42 140L44 142H42ZM67 140H69V142H67ZM27 142H29L30 144H28ZM45 142H47L48 144ZM66 142L68 143V145H65ZM44 143H45V145H44ZM76 143H77V145H76ZM31 144H34V145H31ZM8 145H9V148L11 149V151H15V149H17L21 152L23 150L22 152H25L26 153L25 155H27V156H25L26 158H24V153H23V155H21V153L17 150L15 151V154H14V152H10V150H9V152L6 151L9 149ZM56 145H57V147H56ZM60 145H62L63 148H61ZM142 145H140L135 152L131 153V154H133L132 156L130 154L129 155L126 154V156H131L132 158H134V161L131 158L130 159L127 158L123 154L121 160L119 159L121 156H119L117 158L118 161H115V165L117 163L118 166H122V165L128 166L127 164L131 165V163L133 164L135 162L134 163L135 165L134 164L133 165L136 168V170L138 168H140V170H141L140 171L141 173L137 172L139 176L144 175L143 172L147 168L146 166H148L149 162H154L155 164L153 163V166H158L160 161H157V160H159V157L156 156L157 154L154 152H149V154H148L149 150H147V151L144 150V152H142V150L144 148V145H143V147H142ZM43 146H41V147H43ZM29 147H31L32 149ZM34 148L36 151L34 150ZM57 148H58V150H57ZM27 149L29 151L31 149V152H29ZM81 149L83 150L82 153L80 151ZM138 149H140L141 151ZM32 150H34V151H32ZM84 151H86V152H84ZM139 151L142 153L140 156L138 155V153L140 154ZM16 152H17V154H16ZM27 152L30 156H28ZM96 152H98L97 149H96ZM10 153H11L13 158L10 157V155H9ZM32 153H34V154H32ZM153 153H154L155 157H153L154 156ZM254 153L256 154V156L258 155L259 157H255ZM18 154H20L23 157H20L18 159V156H17V158L15 159V157L13 155L16 156ZM96 154L97 155L94 154L95 156L93 155V160H95V161L98 160L99 156H100V155L98 156V153H96ZM7 155H8V157H7ZM136 155H138V156L135 157ZM97 156H98V158H96ZM149 156H152L153 158L149 157ZM74 157H76V158H74ZM8 158L9 159L12 158L14 160V161L11 160L12 164L9 162ZM55 158H57V157H55ZM124 158H125V160H126V158L128 160L124 162ZM138 158H140V159L138 160ZM225 158H226V160H225ZM251 158H253V159L251 160ZM246 159L248 160L247 164L249 163V165H247V167L244 169V171L239 170V169H241V166H240L241 162L243 160H246ZM26 160L29 161V164L27 163ZM141 160H142V162H141ZM143 160H144V162H146V160H149V161H147V165L145 163H143ZM122 161L125 164L124 163L120 164V162L122 163ZM138 161H140V162H138ZM8 162L10 163V165ZM24 162H26V163H24ZM126 162H128V163H126ZM173 162L177 163V160H173ZM250 162L251 163L253 162L254 164H250ZM23 163H24V167H23ZM161 163L159 164L160 167L163 166L162 168L166 170V165H164L162 161H161ZM40 164H41V168H39ZM138 164H139V166H138ZM12 165H14V167ZM19 165H21V166H19ZM72 165L70 167H72ZM179 165L180 164H177L176 167H179ZM10 166H12V167H10ZM106 167H105V169H106L107 174L112 173V172L114 174V172H115L114 167L115 166H112V165L107 166L106 165ZM141 167L143 168V170ZM15 168L17 169V171ZM22 168H24V169L22 170ZM0 170H1V168H0ZM18 170H20V172H18ZM70 170H72V169L70 168L68 171L67 170H65V171L70 172ZM43 171L45 174L43 173ZM75 172H77V171H75ZM75 172H74V170H72V172L68 173V174H72V173L74 174ZM34 173L38 174V175H35ZM145 173H147L146 170H145ZM31 174H32V176H31ZM30 176L32 178H29ZM15 178H18V176L17 177L15 176ZM10 179H12V180H10ZM47 179L48 180L50 179L49 181H51L52 183L47 181ZM57 181L59 183H61L60 181H62V182L64 181L65 183L59 184ZM4 183H6V184H4ZM19 183L21 185H19ZM22 183H23V185H22ZM150 184L154 185V181H152V183H150ZM43 185H46V187H48V188L44 187ZM51 185L52 186L54 185V186L52 187ZM56 185H58V186H56ZM55 187H57V189ZM49 188H51V189L49 190ZM155 191L158 194H156L155 199L153 201H156L157 198L159 199V201L157 199L158 202L156 201L155 202L156 204L153 203L155 206L153 208L154 210L152 209L148 212L146 211L145 214L147 215L146 216L147 218H149L151 221H154L155 223H157V224H155L157 226V227H155V229L159 228L158 233L163 232V234L161 233L160 236L163 235L164 237L162 236L163 237L162 238V237L158 236V234H157V236L159 237L160 240L156 239L157 242L153 241L152 244L154 245L155 243H157L160 245H155L156 248H154V246H152V245H151V247H153L154 249L158 248L157 251L159 253L156 251L158 253V255H156L157 253L155 252V256H153L154 255L153 254L154 251H153L152 256H151V257H153V259L151 258L152 262L149 261L148 264H150V262H151V264H175L176 262H178L179 264H183L184 257H185V261H186L187 260L186 258L192 257L193 254L196 252L193 248H191V245H190V239L194 235L193 231H192L193 226H195L198 221L201 222V219L204 216H206L205 214H207V213H206L205 209L212 202V200L214 199L216 194L215 193L212 194V197L210 196L209 198L206 199V201L205 200H204V202L202 201V203L200 201V203L197 202V203H194V205H193V203L190 204L189 202H187V203L184 202V204H183L181 199L178 200L175 197L173 199H171L172 196L168 200L167 196L164 197L163 196L164 194L162 195V192H163L162 189H158ZM53 192L56 195H57V193L62 192V194H58L61 196L62 200H59L61 198H59L58 195L56 197V195L52 194ZM52 196H55V197L52 198ZM47 198H49V200H47ZM54 198L58 199V200H56L57 201L56 203L58 205L60 202H61V204L63 203V205L60 204V206H58L55 203ZM161 198L165 201H163ZM164 198H166L168 201H170V199H171L170 203L166 202L167 200ZM53 200H54V202H53ZM176 200H178V201H176ZM171 202H174V203H171ZM159 203H161V204H159ZM51 204H54V205L51 206ZM175 204H177V205H175ZM188 204H190V206H192V207H189ZM159 205H161V206L159 207ZM156 206L159 208L156 209ZM177 207H178V209H177ZM179 207H181L183 210L180 208L182 210V211H180ZM63 208L60 207L61 210H63ZM162 208H163V212L161 211V213H160V210H162ZM184 208L185 209L188 208L187 209L188 211H185ZM49 209H50V211L55 210L54 213L51 212V214L53 213L52 215L48 211ZM194 209H196V210H194ZM172 210L174 211L173 217H175V219L170 215L171 212H169V211H172ZM175 210H177V211H175ZM44 211H45V213H44ZM154 211H157L160 214H158L157 212L155 213ZM151 212H153V213H151ZM199 212H201V213H199ZM148 213H149V215H148ZM183 213H185V214H183ZM188 214H189V216H188ZM158 215H162V217L164 216L165 218L163 217L164 218L163 219L160 216V219L162 218V220L160 221V219H158L159 218ZM151 216L154 218L151 219ZM46 217H48V219L46 220L47 222L45 223L44 218H46ZM167 218L169 219L170 222H168ZM180 218H182V220ZM38 219H40V221ZM156 219H158V221H155ZM197 219H199V220H197ZM31 221L34 224L35 223H37V224H35V226H33L34 224L31 223ZM53 221H56V222L53 223ZM177 221H179V222H177ZM160 222L162 225L160 224ZM163 222H166V223H163ZM158 223L160 225H158ZM40 224H39V226H41ZM172 225H173V227H172ZM6 226H8L9 228ZM163 226H166V228ZM161 228H162V230L165 228V231H167L168 229H170V230L173 229L172 231H174V228H175V231H174L175 233L173 232L174 234L171 233L173 235H170L169 233L171 231L168 230L169 233H168V231L164 232V231L160 230ZM33 229L35 231H33ZM144 230L147 231L148 229L145 228ZM157 231H156V233H157ZM164 234L166 236H168V234H169L171 237L170 236L166 237ZM218 236L214 235V237L217 240L218 239L222 240L224 238L220 235H218ZM185 237H187L188 240ZM23 239H24V241H23ZM228 239H231V238H228ZM229 241H228V244H230ZM209 242L211 243L212 241H209ZM20 243L22 245L21 249L19 248ZM41 243L44 244V246ZM162 243H163V246L161 245ZM231 243L232 244H230V246H233L234 241H232ZM186 244H187V247H186ZM175 246H177V247L175 248ZM166 249H168V250H166ZM159 250L160 251L162 250V251L160 252ZM171 250H174V251H171ZM186 250H190L191 252L189 251V253H187L188 251H186ZM192 251H194V253H192ZM82 252L86 253V251L85 252L81 251V253ZM176 252H177V254L179 253V255L182 254L181 255L182 259H183L182 262H181V260H179L178 257H175V256H179V255L175 254ZM169 253H171L170 257H169ZM49 254H50V256H49ZM172 254H174V255H172ZM84 256H85L84 254H81V257L78 260L79 264H81L82 259H84ZM61 257H63V258H61ZM98 257L96 256L95 258H98ZM102 257L103 258L100 257V260L102 261L101 264L107 263V255H104ZM60 259H61V261H60ZM168 259L169 260L171 259V262L170 261L168 262ZM180 259H181V257H180ZM100 260H99V262H100ZM78 261H77V263H78ZM97 262H98L97 259H95V261H93L92 264H100L99 262L98 263ZM74 264H76V262H74Z\"/></svg>",
	"mask_w": 264,
	"mask_h": 264
}]
</instances>
